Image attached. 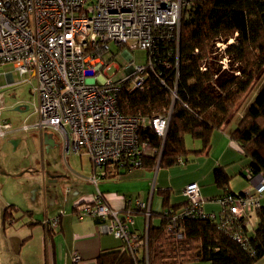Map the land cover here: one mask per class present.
Segmentation results:
<instances>
[{"label": "built area", "instance_id": "built-area-1", "mask_svg": "<svg viewBox=\"0 0 264 264\" xmlns=\"http://www.w3.org/2000/svg\"><path fill=\"white\" fill-rule=\"evenodd\" d=\"M188 5V0H0V65L12 63L21 76H27L16 81L12 72L3 73L0 138L14 129L2 116L1 92L34 79L32 104H20L33 105L38 120L23 122L21 129L57 132L66 154L89 156L94 170L90 179L95 185L121 169L143 166L144 157L157 149L140 139V131L149 128L165 138L178 98L180 27ZM111 42L125 49L129 62L122 68L105 58ZM217 46L219 51L225 49L221 42ZM135 48L147 51L144 63L132 59L131 49ZM161 68H173V83L163 77ZM121 70L122 76L116 77ZM155 72L171 96L166 112L150 116L122 113L117 106L121 90H148L150 75ZM247 176L253 190L242 194L226 191L212 198L222 206L219 214L204 212L199 184H187L185 206L163 212L169 219L168 230H176L184 217L219 219L221 227H229L230 222L248 216L264 201V173L248 169ZM136 204L145 208L140 201ZM75 209L80 217L98 218L103 230L120 238L126 247L142 243L140 232L129 229L130 218L121 217L100 193ZM144 211L151 215L149 207ZM50 221L46 220L58 225V218ZM245 226L250 224L245 222ZM177 235L181 237L178 229ZM235 238L241 240L239 234Z\"/></svg>", "mask_w": 264, "mask_h": 264}, {"label": "trees", "instance_id": "trees-1", "mask_svg": "<svg viewBox=\"0 0 264 264\" xmlns=\"http://www.w3.org/2000/svg\"><path fill=\"white\" fill-rule=\"evenodd\" d=\"M188 3L180 27L178 98L165 138L149 128L140 131V139L157 149L144 157L143 166L187 163L188 155L207 150L214 130L227 129L256 93L229 133L239 143L246 167L264 173V0ZM218 42L225 44L220 53H216ZM161 70L168 83H173V68ZM157 77L156 72L150 75L148 90H121L119 110L124 114L165 113L171 96ZM186 135L198 140L201 148L189 149ZM213 173L216 183L231 191V176L225 168L219 166ZM160 193L167 202L169 190ZM11 210V206L5 209V218L12 215ZM255 211L257 223L251 227L245 226V222L250 224L248 216L230 222L229 227H221L219 219L184 217L177 227L181 237L177 229L168 230V216L158 213L160 225H150L146 236L140 232L138 247L130 249L123 243L122 248L103 250L96 264H256L264 257V201Z\"/></svg>", "mask_w": 264, "mask_h": 264}, {"label": "crops", "instance_id": "crops-1", "mask_svg": "<svg viewBox=\"0 0 264 264\" xmlns=\"http://www.w3.org/2000/svg\"><path fill=\"white\" fill-rule=\"evenodd\" d=\"M233 127L230 125L224 130H214L207 150L188 155V162L184 166L144 165L121 169L117 175L100 179L97 185L90 179L94 170L89 156L66 154L62 150L64 168L56 170L54 177L49 181L43 173L42 182L33 189V193L30 192L32 195L24 197V213L20 207L13 205L10 211L12 215L8 214L9 223L14 225L11 227L15 234L11 249L17 253V264H96V258L101 251L120 248L123 241L114 234L105 232L98 218L80 217L75 209L79 203L95 200L98 193L112 208L119 210L121 217L126 220L130 218L128 225L131 231L147 233L150 225H160L161 218L158 213L173 207L176 210L182 209L186 202L183 192L185 186L191 182H197L200 186L201 195L205 199L204 212L219 214L222 206L212 198L221 196L227 190L216 183L213 173L215 168L222 166L231 176L228 190L236 193L253 190L251 182H244L242 187V182L232 181V177L238 174L248 179L247 159L239 143L230 137L229 132ZM21 130L13 129L5 137L10 136L12 141L20 144L18 133ZM44 133L39 131L35 137L41 147L47 148ZM52 135L55 139L53 133ZM61 146L63 147L62 144ZM200 148L201 143L198 141L195 147L190 149ZM241 158L245 159V163L236 169V163H239ZM61 176L62 178H59ZM166 189L170 192L167 202L160 193V190ZM136 201L144 203L145 208L137 207ZM36 202L40 208L36 206ZM147 207L153 215L145 213ZM14 215L16 220L19 219V223L14 219ZM248 217L250 227L257 223L255 210L249 212ZM54 218H58L57 226L46 222ZM75 256H79V259L76 260Z\"/></svg>", "mask_w": 264, "mask_h": 264}, {"label": "rangeland", "instance_id": "rangeland-1", "mask_svg": "<svg viewBox=\"0 0 264 264\" xmlns=\"http://www.w3.org/2000/svg\"><path fill=\"white\" fill-rule=\"evenodd\" d=\"M110 52L105 53V58L110 60L113 64L124 67L129 60L123 54L125 49L120 50L118 46L113 42L109 43ZM216 53H220L218 46L216 44ZM219 51V52H218ZM132 59L135 63H144L147 56V51L139 48L131 49ZM115 68H112L110 73H112ZM5 72H12L13 78L16 81L25 79L27 76H21L18 71L14 69L12 63H4L0 65V84H5L6 78L3 75ZM122 70L119 71L116 77L122 76ZM34 85V79L29 81H23L21 84L7 88L1 92V102L3 104L2 116L8 120L14 129H20L23 122H28L30 124L35 123L38 120V115L33 112V105L28 110H15V106L20 101L30 102L32 104V93L31 89ZM248 101L245 107L241 110L238 117L232 122L231 126L237 123L240 116L243 115L245 108L250 103ZM24 109V107L22 108ZM27 118V120H25ZM18 138L21 139L20 144H14L12 138L4 137L0 138V264H17V253L11 249L14 232L11 229L13 224L9 223V218H5V209L10 205L18 206L21 212L24 213L26 210L22 206L25 202L24 197L28 196L30 192L33 193V189L42 182V176L46 180H52L56 170L60 171L64 168L61 159V152L64 151L61 137L58 136L57 132H53L57 145L51 147L48 151L47 148L41 147L35 136H38L39 131L35 129H30L27 131L21 130L18 133ZM198 140L192 139L190 136L186 135L187 147H195ZM63 150V151H62ZM75 156V155H71ZM75 162V158L73 160ZM245 159L241 158L239 163H236V169L239 165H244ZM181 165V164H180ZM181 166H184L182 164ZM44 170V172H43ZM59 178H62L59 177ZM233 183L242 182V187L244 182H250L249 179H245L241 174L232 177ZM41 185V184H40ZM32 195V194H30ZM36 206L37 205L36 202ZM40 208V207H39ZM15 214V210L13 211ZM16 220V216L14 215ZM19 223V219L16 220ZM258 262L264 263V257Z\"/></svg>", "mask_w": 264, "mask_h": 264}, {"label": "water", "instance_id": "water-1", "mask_svg": "<svg viewBox=\"0 0 264 264\" xmlns=\"http://www.w3.org/2000/svg\"><path fill=\"white\" fill-rule=\"evenodd\" d=\"M7 88H11V87H6V88H4V90ZM22 107H24V109H22ZM28 109H29V106L27 104H17L15 106V110H19V111L28 110ZM12 142L14 144H16L15 141H12ZM44 142H45V144H47V149L50 148L49 146H56L57 145L55 139L53 138L52 133H49V132L44 133Z\"/></svg>", "mask_w": 264, "mask_h": 264}, {"label": "flooded vegetation", "instance_id": "flooded-vegetation-1", "mask_svg": "<svg viewBox=\"0 0 264 264\" xmlns=\"http://www.w3.org/2000/svg\"><path fill=\"white\" fill-rule=\"evenodd\" d=\"M23 108V107H22Z\"/></svg>", "mask_w": 264, "mask_h": 264}]
</instances>
